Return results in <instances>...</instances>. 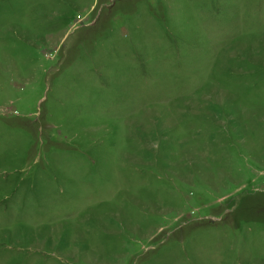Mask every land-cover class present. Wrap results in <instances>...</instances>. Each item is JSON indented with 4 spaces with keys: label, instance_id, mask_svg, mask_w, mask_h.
<instances>
[{
    "label": "rangeland",
    "instance_id": "rangeland-1",
    "mask_svg": "<svg viewBox=\"0 0 264 264\" xmlns=\"http://www.w3.org/2000/svg\"><path fill=\"white\" fill-rule=\"evenodd\" d=\"M0 264H264V0H0Z\"/></svg>",
    "mask_w": 264,
    "mask_h": 264
}]
</instances>
